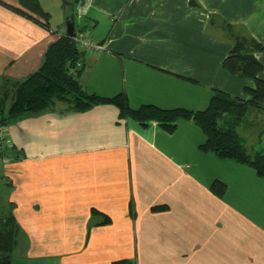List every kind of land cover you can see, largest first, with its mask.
<instances>
[{
    "label": "crops",
    "instance_id": "1",
    "mask_svg": "<svg viewBox=\"0 0 264 264\" xmlns=\"http://www.w3.org/2000/svg\"><path fill=\"white\" fill-rule=\"evenodd\" d=\"M40 2L51 30L0 3L2 93L38 70L66 33L63 1ZM86 2L76 31L86 26L107 46L84 52L78 76L87 92L124 93L133 108L201 110L216 90L247 98L254 79L223 66L235 36L263 45L255 55L264 78V0ZM237 130L249 154L264 153V107L249 109ZM6 133L8 202L36 264H264V177L202 149L207 136L195 120L169 132L114 104L75 111L58 101Z\"/></svg>",
    "mask_w": 264,
    "mask_h": 264
},
{
    "label": "trees",
    "instance_id": "2",
    "mask_svg": "<svg viewBox=\"0 0 264 264\" xmlns=\"http://www.w3.org/2000/svg\"><path fill=\"white\" fill-rule=\"evenodd\" d=\"M19 5L3 1L0 3L9 9L39 23L51 30V14L45 10L40 0H18ZM66 18L74 15L86 0H62ZM77 8V9H76ZM87 11V10H86ZM85 15V13L83 14ZM82 15V16H83ZM76 31L74 36L63 33L52 42L44 56L40 68L23 80L9 81L12 85L4 90L0 98V125L7 128L27 115L39 114L62 101L71 110L84 111L98 104H114L120 108L121 115L143 125L157 121L167 131L176 130L180 120L193 119L206 133V141L200 145L225 158L251 164L257 173L264 177V153L252 156L248 152L245 139L238 133L237 126L252 107H264V78L259 76L262 62L255 52L263 45L254 38L235 36V42L223 61V66L241 77L254 79V86H246L247 98L232 97L222 90H216L205 109L191 110L184 107L163 108L155 104H143L137 108L129 105L124 93L104 96L87 92L79 80L80 68L72 69L81 61L84 51L77 44L76 36L85 34L86 26ZM12 103H8L9 101ZM225 187V184L213 185V188ZM155 207L154 209H156ZM109 222V219L105 223ZM22 228L13 212L0 218V264H24L15 262L13 255L18 245ZM132 260L123 259L118 264H127Z\"/></svg>",
    "mask_w": 264,
    "mask_h": 264
},
{
    "label": "rangeland",
    "instance_id": "3",
    "mask_svg": "<svg viewBox=\"0 0 264 264\" xmlns=\"http://www.w3.org/2000/svg\"><path fill=\"white\" fill-rule=\"evenodd\" d=\"M76 12L79 17L82 16V15H79L78 10H76ZM80 23L82 24L83 22H80ZM79 67H82V63L80 66L76 65L73 69L78 70ZM2 90H3V81L2 79H0V98L2 97V94H3ZM8 103L10 104L12 103V101L10 100ZM260 129H261L260 125L259 126L255 125L253 127L248 128L249 131H253V135H250L251 137H249L250 140H253V138L256 137ZM262 136L264 138V132ZM8 140H9L8 141L9 144L6 145L3 149H0V218L8 215L12 210L8 202V196H9L11 189H10L9 183H7L5 180L6 178L5 176L6 160L5 159H12V157L10 156V151L13 148V145L10 139ZM18 241L19 242H18L17 248L13 255L15 262L20 261V262H24L27 264L38 263V260H32V259L27 258L25 238L22 235L19 236ZM42 262L43 264H54V263H48L46 261H42Z\"/></svg>",
    "mask_w": 264,
    "mask_h": 264
},
{
    "label": "built area",
    "instance_id": "4",
    "mask_svg": "<svg viewBox=\"0 0 264 264\" xmlns=\"http://www.w3.org/2000/svg\"><path fill=\"white\" fill-rule=\"evenodd\" d=\"M87 2L84 4H80L78 8V13L79 15H83L86 13L87 10ZM76 41L78 46L80 47L81 50L85 51H92V52H97L101 53L105 49V44L103 42L94 40L87 34H80L76 36ZM77 65H81L80 62L77 63ZM80 68V67H79ZM75 71V69H73ZM8 136L6 133V127L3 125H0V149H3L6 145L9 144ZM6 162H9V159H5Z\"/></svg>",
    "mask_w": 264,
    "mask_h": 264
},
{
    "label": "water",
    "instance_id": "5",
    "mask_svg": "<svg viewBox=\"0 0 264 264\" xmlns=\"http://www.w3.org/2000/svg\"><path fill=\"white\" fill-rule=\"evenodd\" d=\"M66 27H67V30H66V33L68 35H71V36H74L76 31V27H75V20H74V15H72L71 19H67L66 21Z\"/></svg>",
    "mask_w": 264,
    "mask_h": 264
},
{
    "label": "bare ground",
    "instance_id": "6",
    "mask_svg": "<svg viewBox=\"0 0 264 264\" xmlns=\"http://www.w3.org/2000/svg\"><path fill=\"white\" fill-rule=\"evenodd\" d=\"M100 42H101V41H100ZM103 43L105 44V42H103ZM106 49H107V46L105 45V49H104V50H106ZM104 50H103V51H104ZM85 52H87V51H85ZM78 62H81V63H82V61H78ZM78 62H77V63H78ZM82 64H83V63H82Z\"/></svg>",
    "mask_w": 264,
    "mask_h": 264
}]
</instances>
